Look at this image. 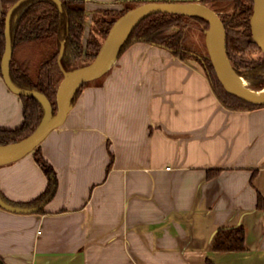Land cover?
I'll return each instance as SVG.
<instances>
[{"label": "crops", "instance_id": "crops-1", "mask_svg": "<svg viewBox=\"0 0 264 264\" xmlns=\"http://www.w3.org/2000/svg\"><path fill=\"white\" fill-rule=\"evenodd\" d=\"M83 1L85 42L104 11L198 0ZM199 68L136 43L80 92L39 145L57 178L44 213L0 207L4 264H264V107L224 109ZM21 123V100L0 77V129ZM46 186L32 153L0 165L12 203ZM234 227L245 250L214 252L216 232Z\"/></svg>", "mask_w": 264, "mask_h": 264}, {"label": "trees", "instance_id": "trees-1", "mask_svg": "<svg viewBox=\"0 0 264 264\" xmlns=\"http://www.w3.org/2000/svg\"><path fill=\"white\" fill-rule=\"evenodd\" d=\"M19 0H1L0 18V77L5 51L4 20L7 11ZM212 9L222 23L224 54L239 83L250 90L264 89V55L254 43L250 27L253 0H198ZM27 0L12 12L9 21L11 59L9 78L12 84L24 91L38 92L46 97L56 112L55 97L65 74L87 67L94 60L102 42L91 38V29L84 42L86 10L83 0ZM131 3L129 5H136ZM130 10L104 11L116 19ZM115 20H92L100 28L103 39ZM194 24H201L200 32L208 29L207 21L197 15L175 16L155 14L139 21L118 47L111 64L128 47L145 43L167 50L180 61L195 60L200 65L211 91L219 104L232 112H244L264 106L247 104L228 94L219 84L206 57L195 53L187 44ZM110 64V66H111ZM33 66V67H32ZM109 66V67H110ZM91 83L81 86L73 95L70 108L80 92ZM22 103V123L15 129H0V146L18 142L31 135L44 115L43 106L35 99L19 96ZM36 164L47 179L43 193L27 203H12L0 192V199L13 207L35 209L43 214L44 206L52 200L57 190V178L52 167L42 158L40 146L32 152ZM110 165H108V169ZM211 174L208 173V176ZM258 210L263 209L262 196L257 193ZM212 250L218 253L243 252L244 231L241 227L219 229L212 242ZM0 264H4L0 258ZM205 264H214L206 260Z\"/></svg>", "mask_w": 264, "mask_h": 264}, {"label": "water", "instance_id": "water-1", "mask_svg": "<svg viewBox=\"0 0 264 264\" xmlns=\"http://www.w3.org/2000/svg\"><path fill=\"white\" fill-rule=\"evenodd\" d=\"M24 1L27 0L17 1L7 11L5 16V51L1 65V75L2 80L9 91L17 96H24L37 100L44 108V115L38 127L31 135L18 142L0 146V154H4L0 158V165L14 162L31 153L37 146L41 144V142L48 136L51 131L61 127L65 122L66 116L70 110V102L74 93L84 84L100 79L107 72L118 47L124 42L132 28L142 19L155 14H168L175 16L197 15L204 18L208 23V29L205 32L204 44L209 62L221 87L228 94L247 104L254 106H264V97H258L253 94L254 90L243 87L239 83L235 75V79L231 78L222 66L220 54L217 50V42L220 36L222 38V53L227 64L229 65L228 60L224 54L222 23L212 9L198 2L144 3L128 10L114 21V23L108 30L107 35L104 38L94 60L90 65L82 68V73L69 81H66L64 79L56 92V112L53 115L51 104L45 96L38 92L20 90L12 84L9 78V64L11 59L9 21L12 12L20 3ZM53 1L57 5L60 4L59 0ZM132 21H134V24L130 28L126 37L119 45H117V47H115L120 32L128 23ZM254 24H256L261 39H259L256 35ZM250 27L253 41L264 55V0H253V11L250 18ZM0 207L14 213H31L35 211V209H23L10 206L4 203L1 199Z\"/></svg>", "mask_w": 264, "mask_h": 264}, {"label": "rangeland", "instance_id": "rangeland-1", "mask_svg": "<svg viewBox=\"0 0 264 264\" xmlns=\"http://www.w3.org/2000/svg\"><path fill=\"white\" fill-rule=\"evenodd\" d=\"M142 4H144V3H142ZM138 5H141V4L128 5V8L132 9V8L138 6ZM94 19H97V20H108V21L109 20H116V18L113 17V15H109V14L105 15L104 12L102 13V16L94 17ZM194 25H196V26H193V29H194L195 32H190L189 33L190 35L188 37L187 44H189V47L195 53H197L198 55H201L203 57H206L208 59V55H207L205 44H204L205 32H204V36H203V34H202L203 32H200L201 31L200 30L201 24H194ZM90 29H91V38L93 40H96V41H99V42H103L104 39H103V35L100 33V28L93 24V25L90 26ZM190 61L193 64L197 65V67L198 66L200 67L198 62H196L195 60L191 59ZM199 69H201V67ZM93 82H95V81H93ZM93 82H90V83H93ZM262 90H264V89H262Z\"/></svg>", "mask_w": 264, "mask_h": 264}, {"label": "bare ground", "instance_id": "bare-ground-1", "mask_svg": "<svg viewBox=\"0 0 264 264\" xmlns=\"http://www.w3.org/2000/svg\"><path fill=\"white\" fill-rule=\"evenodd\" d=\"M134 24V21L128 23L123 29L122 31L120 32L119 36H118V39L116 41V45L115 47H117V45H119L123 40L124 38L126 37L127 33L129 32L130 28L132 27V25ZM254 27H255V32H256V35L259 39H261V36L259 34V31L256 27V24H254ZM217 50H218V53L220 54V58H221V62H222V66L224 67V69L226 70V72L228 73V75L231 77V78H234V74L232 73L229 65L227 64L224 56H223V53H222V38L221 36L218 38V42H217ZM83 72V69H80V70H77L75 72H72V73H68L66 74L65 76V80L66 81H69L71 79H73L74 77H76L77 75H79L80 73ZM253 94L258 96V97H264V90H254L253 91ZM4 154H0V158L3 156Z\"/></svg>", "mask_w": 264, "mask_h": 264}]
</instances>
